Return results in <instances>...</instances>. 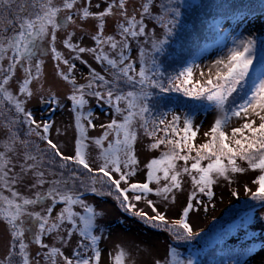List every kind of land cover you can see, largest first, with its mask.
<instances>
[{
    "label": "snow or ice",
    "instance_id": "1",
    "mask_svg": "<svg viewBox=\"0 0 264 264\" xmlns=\"http://www.w3.org/2000/svg\"><path fill=\"white\" fill-rule=\"evenodd\" d=\"M79 3L80 0H0V116L13 109L16 114L9 115L3 122L6 136L0 140V222L6 224L10 236L8 253L0 259V264H100L98 242L102 236L97 235L95 229L101 213L83 198L86 193L95 196L115 194L125 211L149 222L166 224L165 215L157 210L152 200H147L155 213L151 217L135 210L131 201L146 199L149 193L155 192L162 200L168 201L171 197L174 202V191L181 190L187 177L192 192L180 218L172 222L182 230L176 235L178 240L193 237L188 223L189 214L198 210V206L207 210L200 196L207 197L210 202L214 196L213 185L221 177L231 182L230 174L259 171L253 181L257 188L251 192L250 198L264 202V40L258 42L252 36L233 39L232 46L210 66L209 71L215 69L214 78H208L203 84L199 80L194 81V68L199 65L193 62L183 67L175 77H168L166 87L158 57L164 54L179 23L181 11L175 0H169L163 6L161 15H153L155 0H140L131 10L129 0H105L106 6L97 12L90 11L91 0L76 7ZM95 7L99 9L101 5L98 3ZM5 13H10V17ZM110 16L117 18L116 32L105 34V18ZM77 17L80 21L89 18L98 21L97 30L91 35L94 46L83 47L73 43L74 32H69L63 40L70 54L65 58L56 48V34L70 24L83 31L82 25L76 24ZM150 20L163 28L164 38L149 36L147 25ZM141 37L144 41L139 50L137 69L136 61L126 52L131 48V41ZM258 46L261 52L259 59ZM49 51L52 59L57 61V75L72 86L68 99L75 113L77 135L74 155H65L49 138L51 122L47 119L38 122L25 108L26 100L33 95L30 85L42 77V57ZM85 53L105 66V74L96 71L83 59L82 54ZM5 60L6 65L3 63ZM73 61L87 65L86 83L77 84ZM61 64L67 71L60 67ZM18 67L23 71V79L17 81L18 92L14 94L9 84ZM106 74L111 79L106 78ZM200 75H204L203 71ZM124 87L130 90L124 91ZM154 89L161 93L183 92L192 99L206 100L215 108L216 116L204 133V143L197 145L194 142L201 125L195 124L192 114L185 113L181 117L172 113L168 119L167 113L159 116L152 113L147 101ZM241 90L244 93L240 97L241 102L230 100ZM87 96L107 104L113 113L109 123L100 125L103 133L95 138L86 135V127L82 123L86 121L87 127L96 126L92 122L93 113L84 111ZM48 103L55 105L59 101L52 95ZM49 111L54 109L49 108ZM234 119L244 122L231 128L229 136L225 130ZM20 125L28 126L24 136L39 137L46 143V149L36 145L33 150L30 147L32 142L20 135ZM140 129L152 141L148 148L160 150V154L144 165L145 180L132 182L131 178L139 170L134 145ZM109 137L112 138L109 140ZM88 140L98 149L96 159L100 163L96 168L88 160ZM238 161L245 162L247 169ZM151 184L156 187H150ZM18 186H23L31 194L25 195ZM129 192L133 194L131 197ZM245 192H250V189L245 187ZM236 195L233 191L232 196ZM48 201L50 204L45 207ZM57 205L61 207L53 215ZM37 206L40 210H33ZM77 207L81 211L74 210ZM74 234L80 239L72 254L65 255L62 247L71 241ZM46 236H53L61 246L44 243ZM30 242L46 251L30 255ZM128 255L124 248L117 246L114 264H125ZM154 264L194 262L190 258L181 259L177 250L170 248L165 258L156 259ZM236 264H241V261L237 260Z\"/></svg>",
    "mask_w": 264,
    "mask_h": 264
},
{
    "label": "rangeland",
    "instance_id": "2",
    "mask_svg": "<svg viewBox=\"0 0 264 264\" xmlns=\"http://www.w3.org/2000/svg\"><path fill=\"white\" fill-rule=\"evenodd\" d=\"M201 2L202 0H175V4L179 6L181 16L179 17V23L173 32V40L182 38L189 34L195 28L196 9L192 2ZM87 0H80V3L76 7H81L86 4ZM111 2V0H108ZM169 0H155L153 8V15H161L164 5H167ZM100 4L98 9L96 4ZM140 0H129V9L135 5H138ZM90 11L97 12L103 10L106 6L105 0H91ZM10 17V13H5ZM117 18L114 16L105 18V34H114L116 32ZM98 21L94 19H87L80 21L76 18V24L82 25L81 28L75 25H68L66 29L57 32L56 48L58 51L64 54L65 58H69V50L63 45V40L67 37L69 32H74L72 37L73 43H79L83 47H93L94 42L91 40V35L96 32V25ZM149 36L157 39L164 38L163 28L154 20L148 22ZM226 30H225V29ZM223 32L228 31L229 36L225 39V42L215 46L216 48L211 52H204L202 56L194 59L193 62L198 64V68H194L193 80H199L201 84L208 78L215 77V69L209 71L210 66L222 54L226 53L227 48L232 46L233 39L252 36L260 40H264V20L262 18H247L242 22L230 24L229 21H225ZM223 36L220 35L219 37ZM144 38L141 37L136 41H131V48L126 55H129L134 61H136L137 69L139 67L138 55L140 47ZM105 51H108L105 47ZM261 52L257 50V59H259ZM84 60L88 62L96 71L105 74L104 67L98 64L93 56L90 54H82ZM42 77L39 80H34L30 85L33 95L28 98L25 103L27 111L32 112L36 120L43 121L47 119L52 123V127L49 129V138L56 143L61 151L65 155H74L75 139H76V127H75V113L71 110L72 103L68 99L71 95L72 86L66 81L62 80L56 72L57 61L52 59L51 52H47L42 57ZM161 62L164 56L158 57ZM192 62V63H193ZM5 65L7 61L3 62ZM76 64V68L73 71V75L76 78L77 84L86 83L84 77L88 73V67L82 64L80 61H73ZM60 67L67 71L66 66L63 64ZM203 71L204 75L200 73ZM106 78L111 79L110 75L106 74ZM23 79V71L18 67L15 76L10 81L9 88L14 94L18 92V80ZM124 91L130 90L128 87H124ZM55 95L58 104L50 105L48 99L50 96ZM88 103L85 106V113L91 111L93 113L92 122L95 127H87V122L82 121L86 127V135L90 138L99 137L104 129L100 127L101 124H107L113 118V113L107 104H103L95 97L87 96ZM155 101V100H154ZM149 101L147 102L152 109H157L159 104ZM49 108L54 111H49ZM178 113V110H174ZM15 116L14 109L10 113H6L0 116V140L6 136V130L2 127L3 122H6L8 116ZM216 116V110L213 109L206 114H199L195 117V124L201 125L200 130L195 138L197 145L204 143L206 138L204 133L211 127ZM119 119V117H116ZM22 119V117H21ZM243 120H233L229 127L225 130L226 133L231 135V128L239 127ZM259 123L258 119L256 121ZM182 126V124H181ZM59 129V131H57ZM20 135L32 142L30 147L38 145L40 149H46L47 145L39 137L24 136V133L28 131V126H19ZM112 137H109V140ZM151 139L145 135L142 129L138 132V138L134 145L135 154L139 161V170L136 175L131 178L132 182H143L145 180L146 169L144 165L148 163L152 158L159 156L160 150H150L148 145L151 143ZM89 145L88 160L93 168L98 167L99 161L96 157L98 149L91 140L86 141ZM104 146H107V141L104 142ZM163 150V146L161 147ZM51 153L49 152V158ZM58 159V158H57ZM182 163V162H181ZM238 164L247 169V164L243 161H238ZM259 175V171L246 170L243 173L230 174V181L219 178L213 185L214 196L209 202L207 197L200 196L205 204L207 210L203 206H198V210L190 212L188 217V223L193 230V237L191 239L178 240L176 238L177 233L182 232L181 229L173 225V221L180 218L183 207L187 204L188 195L192 192V185L190 180L185 177L182 183L181 190L174 191L175 201L172 202L171 197L168 201L162 200L155 195V192L149 193L146 199L140 201L132 200L131 203L135 205V210L143 211L147 213L149 217L155 215L152 208L147 204V200H152L157 210L165 215L167 223L149 222L142 219L139 216L134 215L132 212L125 211L121 203L113 195L95 196L91 193H86L84 199L92 204L101 215L96 220L98 227L95 229L97 235H101L102 238L98 242V247L101 250L100 264H114V256L117 250V246L124 248L128 252V257L125 260V264H154L156 259L165 258L170 248H175L180 254V258L187 260L192 259L194 264H213L212 255L217 256L215 252L214 243L215 234L218 229L226 231V234L231 232L232 220L238 219L240 223L235 225L236 235L230 238L229 242L238 245L242 249L247 250L253 243L258 244L257 248L250 251L245 257L238 255L237 258L229 260L226 264L235 263L237 260L241 261V264H264V202L252 200L250 198L251 192H254L257 185L253 183L256 177ZM163 183V181L161 182ZM125 185L122 184V187ZM19 191L25 195L31 193L25 191L23 186H18ZM47 185H45V188ZM99 187V185H97ZM150 187L155 188V184H151ZM245 187L250 189V192H245ZM107 189H105L106 191ZM237 193L236 196H232V192ZM133 194L129 192L131 197ZM50 204V201L46 202ZM61 205H57L53 212L59 211ZM251 209V210H250ZM35 211H39L40 207L37 206ZM76 211H81L78 207ZM244 212V213H243ZM242 213V214H241ZM241 214V215H240ZM240 215V216H238ZM55 234H53L54 236ZM53 236L44 237V243L50 246L54 245L60 247L59 241L53 239ZM78 235H73L71 241L62 247L65 255H71L73 249L76 248L79 241ZM26 242L29 241L28 234H25ZM10 246L9 230L3 222H0V259H3ZM212 251H209V248ZM208 248V249H207ZM207 249V250H206ZM30 255L35 256L38 251H46L39 248L34 243H29ZM224 251V249H223ZM222 251V252H223ZM17 260L19 257L16 258ZM231 259V258H229Z\"/></svg>",
    "mask_w": 264,
    "mask_h": 264
},
{
    "label": "trees",
    "instance_id": "3",
    "mask_svg": "<svg viewBox=\"0 0 264 264\" xmlns=\"http://www.w3.org/2000/svg\"><path fill=\"white\" fill-rule=\"evenodd\" d=\"M192 4H194V9H196L195 28L182 38L173 40L171 36L165 47L161 68L164 73V84L166 87L168 86V77H175L183 67L191 64L194 59L202 56L204 52L213 51L216 48L215 46L220 45L223 41L225 42V39L229 36L228 31L223 32L222 30L225 21H229L230 24L234 25L247 20V18H262L264 20V0H202L200 3L193 1ZM242 17L244 18L243 20L241 19ZM222 34L223 36L219 37ZM151 91L152 96L147 102L156 101L155 103L159 104L156 110L151 108L152 113L157 116L167 113L168 119H171V114L175 113L174 110H178V113L175 114L181 117L185 113L196 117L199 114H206L215 109L209 106L206 100L192 99L185 96L183 92L161 93L158 89ZM243 94V90H241L233 94L230 100L234 99L239 103ZM237 223H240L238 219L231 221L229 226L232 229L228 234L220 229L216 232L215 240L217 241L214 243V248L217 256L212 255L213 264H226L229 260L237 258L238 255L241 258L245 257L250 251L257 248L258 244L256 243L251 244L245 250L229 242L230 238L236 235L235 225ZM209 251H212L211 247Z\"/></svg>",
    "mask_w": 264,
    "mask_h": 264
}]
</instances>
